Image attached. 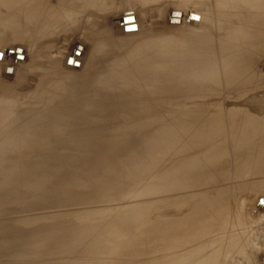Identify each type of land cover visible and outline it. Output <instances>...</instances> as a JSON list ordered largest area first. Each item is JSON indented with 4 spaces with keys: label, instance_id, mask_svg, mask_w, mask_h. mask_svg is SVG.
I'll list each match as a JSON object with an SVG mask.
<instances>
[{
    "label": "rangeland",
    "instance_id": "1",
    "mask_svg": "<svg viewBox=\"0 0 264 264\" xmlns=\"http://www.w3.org/2000/svg\"><path fill=\"white\" fill-rule=\"evenodd\" d=\"M58 1L68 15L47 11L42 15L46 24L25 16L26 7L11 9L0 3V101L5 103L4 97L11 91L9 96L16 99L15 104L28 100L30 125L26 149L21 143L23 148L17 153L26 155L27 160L22 161L28 163L26 201L17 192L18 201L10 205L8 213L3 212L12 219L26 213L27 229L23 235L15 236L8 250L0 251V264H60L61 254L62 262L70 263L75 254L74 264H173L175 259L174 264H264V211L258 208L264 206V47L255 49L256 83L246 85L242 80L238 86L241 89L237 88L250 90L259 101L244 105L228 102L233 93L203 96V101L191 95L194 88L201 86L212 90L220 86L222 91L227 87L236 89L237 85L214 83L212 76L209 78L214 82L204 79L200 69L205 56L193 57L197 49H188L193 47V40L208 36L212 38L210 43L198 45L208 63L216 65L225 54L242 55L246 49L239 37L243 32L238 19L243 15L237 19L230 16L228 20L220 15L228 11L232 0L211 7L204 4L205 0H172L169 4L168 0H107L110 7L107 6L104 29L98 28L93 20L99 17L92 13H80L85 24L72 26L73 15L77 14L72 3L78 0ZM57 22L64 27L55 29ZM188 29V37L182 40ZM38 33L44 36L38 39ZM150 33L158 38L169 37L172 43L155 55L151 46L146 47L153 53L148 59L129 62L120 72L111 70L118 58L108 54L109 48L118 49L121 42L131 44L124 47L127 49ZM26 35L35 37L34 41L24 39ZM106 38L113 43L109 48L102 46ZM16 53L19 63L14 59ZM177 60L181 62L176 64ZM258 72L262 73L260 77ZM150 74L172 75V89L160 94L159 101H151L158 104L155 108L134 116L129 108L136 102L126 103V97L138 93V85L148 81ZM193 75L197 76L191 78ZM112 85L118 88L109 87ZM3 87L12 90L2 92ZM151 92L147 91L146 96L156 97ZM121 94L126 100L123 96L121 99ZM5 106L0 105V110ZM190 106H203L198 110L204 113L215 108L217 113L221 111L224 121L229 120L226 114L230 108L245 106L263 112L261 130L253 139L254 149L252 145V149L239 151L250 159L241 162L238 172L231 161L228 184L206 190L204 210L206 206L216 209L218 197L229 210L234 208L225 232L208 222L209 215H201L202 205L195 204L199 197L191 194L186 200L194 188L172 187V181H181L182 177L185 180L190 164L201 159L202 150L189 152L184 147L185 137L181 140L173 135L189 123ZM210 115L218 116L214 112ZM6 124L1 116L0 131ZM208 134L211 141L220 132L210 126ZM12 150V146L0 145L1 176L7 175V165L17 164ZM210 153L206 151L202 157L213 155ZM1 184L4 185L0 180ZM6 192L0 191L1 202L12 200V188ZM21 200L26 205H21ZM195 250H199L197 254L192 252Z\"/></svg>",
    "mask_w": 264,
    "mask_h": 264
},
{
    "label": "bare ground",
    "instance_id": "2",
    "mask_svg": "<svg viewBox=\"0 0 264 264\" xmlns=\"http://www.w3.org/2000/svg\"><path fill=\"white\" fill-rule=\"evenodd\" d=\"M73 1H77V0H73ZM146 1H148V3H149V0H146ZM171 1L172 0H168V4L171 3ZM205 1H206V3H204V4H206L207 7H211L215 3L216 4L226 3L225 0H205ZM186 2L188 3V0H186ZM0 3L1 4H8V6L11 9L20 8V7L25 8L26 7L25 9H26V12H28L27 13L28 15H25V16L31 18L32 21H36L37 23L39 22L41 24H42V20H43L42 17H44L42 15H43V13H45L47 11H52V13L54 12L55 14H61V16H67L69 13L67 10H64V8H60L61 2H59L58 0H0ZM69 3H70V0H69ZM75 3H77V4L75 5ZM75 3L73 2L72 3L73 5L71 4L73 6V8L77 11V14L75 16L73 15V17H75V18H73L72 26L80 25L82 27V25L85 24V20L79 16L80 13H92V14L97 15L99 17V18H95L93 20L94 22H97L98 28L104 29L105 25L107 24V22L105 20V14L106 15L108 14L107 13V6L109 5V4L107 5V0H78V2H75ZM108 7H110V6H108ZM227 10H228L227 12H223V11L220 12V15L224 16V20L225 19L228 20L230 16L237 19L239 17V15H243V17H239V18H241V20L238 19L239 26L241 27L242 32H243L242 34L239 35V37L241 39H243V47L246 49V50L241 51L242 53H240V54H242V55H240L239 57H236L235 55H232V54L231 55L225 54V55L220 56V57H222L221 58L222 60L221 59L219 60L220 64L218 61H217L218 63H216V65L208 63V59H206V55L203 54V49H201L198 46V45H204V44L210 43L212 41V38H210L208 36H202L200 38L193 40L191 43L193 47L190 46V47H188V49H190V48H196L197 49L196 52L193 54V57H197L200 55L205 56V58L203 60L202 67L200 69L201 76L204 79H207V78L210 79L209 77L212 76L211 78H213L215 80V82L212 79H210V80H212L214 83L217 82L216 84H220V85L223 83L224 84L229 83V84L235 85V86L237 85L236 89H232V88L227 89L228 88L227 87L226 88L227 90L225 89V91H222V89L219 90V88H221L220 86L218 87V89L216 88L213 90L209 89L207 87L201 86L199 88H194L196 90L192 91L191 95L194 97H197L198 101H203L204 100L203 96H215V95L233 93V95L228 99V102H240L241 105H244V104H247V103H249L255 99H257L258 101L260 99L258 96L252 95L250 90H247V91L246 90H237V88L240 85L239 82L240 81L243 82L242 80H245L246 85H250V83H252V82L256 83V80L258 79V77L255 74V72H257V71H254L256 69V63H258V60H256L258 58V55H257L255 49L257 47H264V0H232V6L229 7ZM25 16H19V17L21 18V17H25ZM44 18H46V17H44ZM16 20H18V19H16ZM44 20H43V22H45V24H46V21H44ZM47 20L49 21V18ZM239 20H240V22H239ZM14 23H15V21H14ZM15 25H16V23L14 24V26ZM18 25H20V24H18ZM22 25H21V27H22ZM43 25H44V23H43ZM29 26H30V24H29ZM53 27H55V29H60V28L64 27V24L57 22V25H54ZM14 28L18 29V27H14ZM22 28H24V27H22ZM216 28H217V26H216ZM149 31H151V30H149ZM42 32L44 33V30ZM147 32H148V30H147ZM40 34L38 35L39 36L38 39L40 38V36H44V34L43 35H40ZM185 34L186 35L182 40H185L188 37L189 29ZM21 36L22 35H20V37ZM236 36H237V33H236ZM36 37H37V35H36ZM23 38L27 39L30 42V40L34 41L35 37L32 38L31 35H26ZM237 38H238V36H237ZM107 39H109V38H106L105 42L102 43L103 44L102 46L109 48V46L112 45L113 43H111V42L108 43ZM87 40L88 39H85V41H87ZM170 43H172V39H170L169 37H167V38H162V37L160 38L159 37L158 38L155 36L154 33L153 34L150 33L146 39H140L139 42H136L134 44L132 43V46L129 47L130 49L127 48L130 51H128V53H126L127 49H124V47H126L127 45H131V44H122L120 42L118 44V46H119L118 49L110 50V48H109L108 54L112 58H113V56H117V58H118L117 62L113 61V62H115L113 64L114 68H111V70L113 69V71L120 72V71H122L124 66L127 65L129 62H140L141 60L148 59V57L150 55H153V53L146 50V47L151 46L152 49L154 50V55H155V52L157 50L165 49V47L168 46ZM17 54L18 53L15 54L14 59H15L16 63H19L16 59ZM23 54H24V51H23ZM110 56H108V57H110ZM140 57H142V58H140ZM207 58H209V55ZM113 60H117V59H113ZM180 62H181V60H177L176 64H178ZM5 67L6 68L4 70H6L8 68V66H5ZM193 71L194 70L192 69V72ZM13 72H15V69ZM260 72H262V71L260 70ZM258 74L262 75V73H259V72L257 73V75ZM196 76L197 75H193V76H191V78L196 77ZM254 77L255 78L257 77V79L253 81ZM146 78L148 79V81H142L140 83V85H138V87H139L138 93H129V97H126V98H128V101L126 103L136 102L129 109H131L130 112H133V114H135L134 116L137 115V117H140L139 115H141L142 113L144 114V112L146 110H151V109L155 108L158 104L153 105L151 103V101L152 102L153 101H159V98L161 96L160 94L163 95V94L169 93L170 90L172 89V75H167L164 77H156L155 75L150 74ZM174 79L177 80L178 78L175 77ZM245 83H243V84L245 85ZM253 83H252V85H253ZM11 84H13V83H11ZM215 86L217 87V85H215ZM109 87H113L114 89L116 87L118 88L117 85H112ZM109 87H108V89H109ZM229 87H231V86L229 85ZM4 88L5 87H3V90H1L2 92L3 91H5V92L9 91L10 92L12 90V89L7 90L6 88L5 89ZM108 89H107V91H109ZM149 90L152 91L151 93H154L156 95V97L154 96V98H152V97L150 98V97L146 96L145 93ZM246 92H248V93H246ZM235 93H237V94H235ZM11 94H12V91L8 94L7 97H4V98H6L7 102L5 101V103H3V101L2 102L0 101V105H2V104L6 105L4 110H0V117L2 116L3 119L6 120V122H7L4 129H2L0 131V145L4 144L6 146H12L13 147L12 157H14L15 160L17 159L16 160L17 164L14 165V167H13V165L12 166L7 165V169L9 171L5 172L3 170L4 173H6L7 175L6 176L0 175V180H1V182L4 183V185L1 184L0 186H2V185H3V187L5 186L4 188L2 187V189L0 188L1 194H2V192H6V191H7L6 193H9L8 190H10L11 188H12L13 193H14V194H12L13 197H11L12 200H10V202L7 200H5L4 202L0 201V241L2 242V243H0V251L8 250L13 245V240H14L15 236L17 237L19 234L23 235L25 233V231L27 229V224H28L26 213L21 214L18 218L15 217L13 219H12V217H8V215H4L5 212L8 213V211H10L12 209V208H10V205L12 203L18 201V200H16V197H15L17 192H18V196L20 198L25 197V201H26V197H27V195L25 194L26 190L24 188L27 187L26 186V178H27V173H28V163H26L25 161H22V160H27V159H25L26 155L21 156V154L18 155L17 153L19 151H21V148H23V147H20L21 143H23L24 149H26L25 147L28 143V138L30 136V129H29L30 125H29V119L27 118V116H29L28 111H27V109L29 108V104L27 102L28 100L26 101L25 99L23 100V102L19 101L17 104H15L16 99L10 97L9 95H11ZM100 95H103V92L100 93ZM122 96L124 97V95L121 94V96H120L121 99H122ZM125 96H126V93H125ZM130 98H131V101H130ZM124 99H125V97H124ZM199 107H201V106H190L188 108V111H187L188 117L187 118L189 120V123H187V125L185 127L176 129L174 131L173 135L175 137L177 136L178 139H181V140H183V138L185 137V140H187V144L184 147L189 152L194 151V149H195V151H196V149L202 150V151L199 150L200 152H202L199 155L201 159L199 161L197 160L199 163L195 162L194 164L193 163L190 164L189 169H188L189 170L188 174L184 175V176H186L185 180H184V177H182L183 180H181V181H177V180L172 181V187L173 186L174 187L181 186L180 188H184V189H188V190H191L190 188H194L193 192L186 195V200L188 201L190 199L191 194L193 196H195V198L199 197L200 198L199 202H195V204L199 203V205L200 204L202 205V207L200 208L201 209V211H200L201 215L202 216H208L209 215V217L207 218L209 220L208 222H210V223L212 222L213 225L217 226L216 228H218V230L225 232L227 229V226L229 224L228 223L229 217H232L231 214L234 213V212H232V210L234 208L229 210L228 205H226V203H223V201H221L220 198L218 197L215 200L217 201V205L219 208L217 207L216 209L212 210L211 209L212 207L208 208L206 206L205 210H204V207H203L204 204H202V203H204L208 200V197H206V199L204 201L205 195L207 194L206 190H207V188H209L210 186H213V185L219 186V184H220L221 188L224 187L226 184H228L227 183L228 179L231 178L230 172L228 170L229 166L233 163L232 165L234 167H237V172H238V168H241V165H240L241 162L244 160H247L248 158L250 159V156H248V155H247V158L245 159V156L244 155L242 156L241 152L253 145V143H254L253 139L256 136V134L258 132H260L261 127H262L263 117H261V116L263 115L262 114L263 112H256V111L252 110L251 108H248L245 106H242L244 108H235V109L230 108L229 114L228 113L226 114L229 116V120H226L227 121L226 122V121H224V119L223 120L221 119L222 116L220 117L219 113L221 111L219 113H217V111H214V110H216L215 108H211L207 112V108H208L207 107L205 109V112H207V113H204V112H201V109L198 110ZM231 109H233V110H231ZM203 110H204V108L202 109V111ZM210 112L211 113L214 112L218 116H214L212 118L210 115ZM130 117H132V116H130ZM134 118H136V117H134ZM16 122H19L20 124H18L16 127H14ZM210 126H213L214 128H216V130H218V132H220V135L213 138L211 141H210L211 136L208 134V132L210 130ZM150 132H152V131H150ZM137 133L140 134V132H137ZM141 135H143V133ZM262 135H264V134H262ZM12 136L14 137V139L12 138L13 140H11ZM7 139H9V140H7ZM221 139H225L226 142L224 144H220V143H223L225 141L224 140L223 142H221L220 141ZM256 139H255V141H256ZM212 142L213 143L215 142L216 144L213 147H208L207 144L212 143ZM183 143H185V141ZM256 145H257V143H256ZM258 146H257V148H258ZM254 147H255V144L253 145V149H254ZM251 149H252V147H251ZM256 150H259V149H256ZM206 151H210L211 152L210 154H213V155L209 156L208 158H203L202 155H206ZM239 151H241V152H239ZM24 154H26V153H24ZM239 154H240V157L238 156ZM18 156L20 157V159ZM234 157H235V160H232ZM226 159H229V160L231 159V160L230 161L228 160L226 162ZM205 160H207V161H205ZM231 161H232V163H231ZM190 162H193V161H190ZM212 166H214L215 168L212 169ZM10 171H11V173H8ZM217 181H218V185H217ZM221 185H223V186H221ZM252 186L255 187L256 183L253 182ZM220 187H218V188H220ZM173 197H175V196H173ZM181 197H183V196H181ZM262 198L263 199L261 201H264V195L262 196ZM4 199H6V198H4ZM25 201L23 202L21 200L20 204L26 205ZM187 201L184 200L182 202L186 203ZM231 205H232V203H231ZM261 206L262 205H260L258 208L260 211L263 212L264 206L263 207H261ZM23 207H25V206H23ZM23 211L25 212V208ZM213 225H211V226L213 227ZM185 227H187V225ZM209 227H207V228H209ZM202 229H203V227H202ZM211 230L212 229H210V231ZM199 241H202V240H199ZM203 241H204V239H203ZM194 242H196V241H194ZM203 243H202V245H203ZM206 243L208 244L207 241H206ZM196 248H197V246H196ZM202 248H203V246H202ZM192 249H193V247H192ZM194 249H195V247H194ZM201 250L199 252H202V251L204 252V248L202 251ZM198 251H197V253H198ZM79 252H76V253H79ZM188 252H190L191 255L193 254V253H191V251H188ZM192 252H194V254H197L196 250L192 251ZM186 254H185V256H186ZM63 255L61 254L60 259L58 260V261H61L60 264H74L76 262L77 257L75 254H72V257H73L72 263H70L68 261L65 262V260L62 262V259H64L62 257ZM85 256H86V254H85ZM49 258H52V257H49ZM186 258H185V260H186ZM176 260L177 259H175L174 263L176 262ZM202 262H205V261H202ZM262 262H264V261H262Z\"/></svg>",
    "mask_w": 264,
    "mask_h": 264
},
{
    "label": "water",
    "instance_id": "3",
    "mask_svg": "<svg viewBox=\"0 0 264 264\" xmlns=\"http://www.w3.org/2000/svg\"><path fill=\"white\" fill-rule=\"evenodd\" d=\"M125 22H127V20Z\"/></svg>",
    "mask_w": 264,
    "mask_h": 264
}]
</instances>
